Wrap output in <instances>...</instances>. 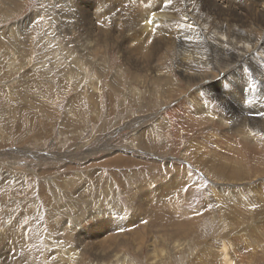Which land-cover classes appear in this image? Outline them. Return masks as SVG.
Here are the masks:
<instances>
[{
	"label": "rangeland",
	"instance_id": "rangeland-1",
	"mask_svg": "<svg viewBox=\"0 0 264 264\" xmlns=\"http://www.w3.org/2000/svg\"><path fill=\"white\" fill-rule=\"evenodd\" d=\"M214 1L236 6L226 32L264 35L262 16L249 25L236 11L249 0ZM159 10L165 39L148 30ZM180 11V0H0V264H225L224 242L235 264H264V144L243 135L241 101L214 97L223 66L188 60L195 80L178 67ZM166 202L189 221L150 217Z\"/></svg>",
	"mask_w": 264,
	"mask_h": 264
},
{
	"label": "bare ground",
	"instance_id": "bare-ground-1",
	"mask_svg": "<svg viewBox=\"0 0 264 264\" xmlns=\"http://www.w3.org/2000/svg\"><path fill=\"white\" fill-rule=\"evenodd\" d=\"M249 1H250V4H252V11L251 12L248 9H246V13L245 12L242 13L240 11V9L239 10L236 9L237 13H240L243 16L242 22L244 23L246 20V21H248L249 25H251V23L256 24L257 21L252 20L256 16H262L261 17L262 19H260V21L261 20L263 21L264 12L262 10L258 11V7H259V5L264 6V0H258V2H256L257 0H249ZM200 3L203 5V7H202V5H200ZM196 4L198 6H200L199 7V13L201 16H197V13H196L197 11L195 12V8H197ZM245 5H247V4H244V8L243 9L241 8V10H245V8H246ZM180 6H181V11L179 12L178 16H179L180 21L182 23L180 25V27L183 28V31L181 32V30H180L181 33L179 34V39L181 40V43L179 44V46H182L183 48L185 46L184 49H186V51H188L189 53L185 52V55L182 58L180 57L182 59V61H178V67L183 70V74H185L189 79L195 80V78L198 79L203 74H199L198 71H193L195 69L194 68L191 69L188 66V64H189L188 60H192V59L196 58V59H201V61H205L208 64H210V62L214 61L213 63L215 65L223 66V69H221L220 72L222 71L221 73H225V75L219 81H220L221 85H223V83H224V84H226V86H221L217 82L218 83L217 87L213 86V89L211 88V90L214 91V94H215L214 97L219 99L218 102L220 104L225 103L226 105H229V100H231V99H234L235 101H237L238 104H240L239 103L240 101L242 104H244L245 109L248 111V117H249L250 121H248V125H246L245 122H240V123H242V125H241L242 129L241 130L244 132V134L243 133L242 134L247 135V139L249 140L251 145H254L258 149H261L263 146L262 144H264V142H262V140H261V139H264V136H262V135H264V107L262 108L259 105H253V103L257 102V100L259 99V95L261 96L260 89L263 90V88H264V35H263V32L261 33V35H259L257 33V29L248 28V30H247L244 28L242 30V29L235 27L234 25H233V28L231 30H227V32H226V25H224L225 23L220 21V18L223 16H227V17L230 16V18L233 20V16H231V12L234 11V8L236 6L233 8L228 7V5L223 6L214 0H202V2H200L199 0H190V1L187 0V2L180 0ZM209 9H213L211 12H214L216 14L219 11L218 17L217 18L216 17H214V18L209 17V15H208ZM234 13H235V11H234ZM158 14H160V10H159V12L157 11L154 14L153 19H151L150 17L147 16L148 17L147 20L151 21V23H148L149 24L148 30L150 33H152V31H154L155 34H158L157 37L159 36V37L165 39V37H163L164 36L163 33H165L167 31L166 27H167L168 23H167V21L159 23L161 17L158 18ZM162 17H164V16L162 15ZM169 17L171 18V16H169ZM247 17H249V18H247ZM225 19H226V17H223V20H225ZM236 19H238V18H236ZM204 20L206 22V25H210L211 23H213L214 29H213L211 36H209L210 33H207L206 28L203 26ZM163 28H165V29L163 30ZM161 30H163V31H161ZM155 34H152V35H155ZM161 34H162V36H161ZM132 38L135 40L136 36L132 37ZM134 40L131 39V42L133 43ZM177 42H179V41H177ZM146 43H147V41L143 42L141 44H138V41H136L135 50L137 51L140 48V52H139L140 55L139 56L143 57V58L149 57V55L151 53L150 47H146V46L143 47V45H146ZM146 63H149V62H146ZM257 66H259L260 68H258ZM241 69H244V70L247 69L246 70L247 74L245 76L241 75V78H240V77H238V75H240L239 73H240ZM246 79L247 80L249 79L248 81L251 80V84H249L248 81L246 82ZM244 80H245L246 84H241V81L243 83ZM205 90H207V89H205ZM253 98H255V99L252 101ZM202 106H204V105H202ZM206 109H207V107H206ZM243 110H244V107H243ZM236 117H238V116L236 115ZM230 123H229V125H230ZM234 124H235V122L232 123V127L234 126ZM231 129L232 128L230 126V128L228 130L231 133H233L232 132L233 130H231ZM229 131H227V132H229ZM256 131H261V134L260 133L258 134ZM234 134L236 135V133H234ZM258 137H260L261 139H258ZM236 139H238V136H236ZM139 141H140V144H143L141 139ZM245 142H246V140H245ZM240 144H242V143H240ZM203 152H205V151H203ZM197 160H199L200 163L202 162L201 159H197ZM202 164H203V162H202ZM237 170H238L237 168H234V170H233V168H231L230 170H228L229 172H223L224 166L222 165V163H216V166H214V169H213V171H217V174L222 173L221 174L222 176H225L229 179L235 177L234 173ZM170 203H172V202H170ZM157 204H159V203H157ZM164 205H165L164 209H163V206L160 209H159V207H158V209L155 207V209L152 211L153 214L151 213L150 217H152V215H153L152 218H155V217L157 218L158 215H156V214L160 213L161 210L162 211L164 210L163 213L167 217L170 218L173 216L175 220L176 219L178 220L182 217V220L185 221L189 218V216H188L189 214L187 213V211L182 210L180 212L179 209L174 208L173 204H168V202H166ZM177 205H179V203H177ZM162 219L164 220L165 218H162ZM187 221H189V219ZM180 222L181 221H178V224H180ZM183 223H187V222L185 221ZM182 224L177 225V226L182 227ZM221 246L222 247H221L220 251L217 253V255L218 256L220 255V258L223 259V262L225 264H235V261H234L235 259L233 258L232 254L230 252V248L227 245V243L224 242Z\"/></svg>",
	"mask_w": 264,
	"mask_h": 264
},
{
	"label": "snow or ice",
	"instance_id": "snow-or-ice-1",
	"mask_svg": "<svg viewBox=\"0 0 264 264\" xmlns=\"http://www.w3.org/2000/svg\"><path fill=\"white\" fill-rule=\"evenodd\" d=\"M149 23H151V21H149Z\"/></svg>",
	"mask_w": 264,
	"mask_h": 264
}]
</instances>
